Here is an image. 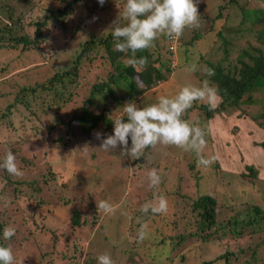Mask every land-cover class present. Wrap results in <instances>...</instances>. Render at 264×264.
Segmentation results:
<instances>
[{"label":"rangeland","instance_id":"374dc122","mask_svg":"<svg viewBox=\"0 0 264 264\" xmlns=\"http://www.w3.org/2000/svg\"><path fill=\"white\" fill-rule=\"evenodd\" d=\"M2 1L11 3V0H0V26L2 22L8 24L16 34H32L35 27L33 20L43 18L44 5L64 3L61 0H20L10 18L9 10ZM195 2L202 26L199 29H186L182 38H189L195 31L207 30L211 23L208 17L212 15L218 0ZM88 11L85 7L76 8L69 20L74 28L70 34H61L60 29L49 24L50 27H46L48 35L42 45L45 53L34 46L8 45L11 40L5 41V46H0V112L10 101L17 99L15 93L23 85L33 84L36 80L46 81L55 71L69 68L72 56L69 49L74 47L72 53L75 54L85 39H92L90 46L97 47V52L88 51L90 58L82 60V66L75 76L76 89L79 84L84 91H88L95 79L106 77L112 67L107 61V48L98 41L101 36L107 37L111 32V29L106 30L113 21L98 7L85 18ZM113 44L112 41L109 43L112 50ZM191 53L195 61L197 58L193 51ZM128 58L125 56L124 60ZM175 59L178 66L169 75V81L167 78V82L157 85L156 98L165 92V86H173L175 81L183 86L198 84L193 73L185 72L188 62L182 50ZM149 96L151 94L144 98L146 103L150 102ZM19 104L11 107V115L7 113L11 121L4 117L0 123V142L12 138L17 165L24 173L19 178L6 177V172L0 169V197L11 201L10 206L5 208L0 199V212L7 222L6 227L16 229L12 248L17 264H69L73 259L76 260L74 264H84L85 261L97 264V257L101 254H109L115 264H133L128 261L126 251L131 252L134 248L133 254L138 258V264H203L205 260H214L225 252L229 254L226 264H264V248L255 244L260 236L258 233L251 237L211 239L209 242L191 237L172 249L170 244L159 242L162 234L157 233L160 223L168 233L181 212L190 214L191 199L198 195L195 190L198 193L208 192L217 202L219 225L214 235L224 230L227 236L229 218L235 207L242 203L258 202L264 207V178H260L264 174V149L255 143L262 139L264 130L246 116L238 115L237 110L228 115L215 114L208 119L203 109L193 110V125L211 128L202 154L207 158L218 157L217 162L209 168H197L196 154L180 150L186 155L173 157L175 164H170L168 175L171 181L166 184L165 178L162 179V186L156 193L167 198L168 213L149 214L148 218L144 215L142 220H137L135 215L154 198V191L149 187L150 170L155 168L156 162L161 164L171 160L169 152L176 150L175 147L161 145L155 150L149 148L144 157L133 161L123 156L119 148L114 152L98 148L100 141L94 133L112 134L114 125L109 129L99 121L89 134L82 136L76 122L72 121L70 124L58 123L47 132V124L55 115L42 117L38 122L32 121L28 119L26 109ZM79 104L78 98L66 101L60 108L59 118L66 119ZM113 109L111 114L118 108ZM98 110L100 107L94 112L98 113ZM5 129L9 131L8 136L3 132ZM6 152V144L1 143L0 160ZM249 163H253L258 170L253 184L241 174L248 171L245 164ZM48 167L54 175L49 173ZM34 178V184L39 189H34L31 194L29 183ZM13 180L20 181L19 192L14 190ZM100 200H107L116 206L115 214L99 213L96 201ZM73 207L81 211V220H86L81 226L71 224ZM190 216V219L194 218ZM139 224H146L149 233L148 239L142 243L136 239ZM130 231L134 240L130 250H127ZM18 241H21L20 244ZM30 255L32 258H29ZM224 261L225 258L221 257L212 264H225Z\"/></svg>","mask_w":264,"mask_h":264},{"label":"trees","instance_id":"16d2710c","mask_svg":"<svg viewBox=\"0 0 264 264\" xmlns=\"http://www.w3.org/2000/svg\"><path fill=\"white\" fill-rule=\"evenodd\" d=\"M19 1L11 0V3L9 1L6 3L2 1L7 6V11L9 10L8 17H13V10L17 7L16 4ZM61 1H64V3H57L55 6L53 4L43 6L44 16L40 20H33L35 27L32 30V34H16L11 26L2 22L0 26V46H5V41L11 40L8 45L34 46L41 53H45L42 45L45 37L48 35L46 27L48 29L50 27L49 24H54L55 27L60 29L61 34L67 35L74 31L69 20L73 17L77 7H85L89 10L85 18L86 16H90L98 7L101 11H104L106 16L109 15L111 20L114 21L119 11H123L126 2V0H106L105 4L101 6L98 0ZM90 3L92 4L89 5ZM208 20L211 23L205 32L195 31L189 38H182L181 36L176 40H170L167 37L161 36L155 42L156 46L154 48L137 53L138 57H147L148 60L147 65L140 69L138 74L134 69L127 66L124 60L126 56L124 53L114 51L109 47L111 41L114 43L111 32L107 34V37L101 36L100 41H97L107 48L109 56L107 61L112 70H108L109 72L106 77L101 78L98 75L100 78L98 80L95 79L88 91H84L79 84L76 89L77 85L74 83L75 76L78 74L77 71H79L78 68L82 66V60L86 57L90 58L87 52L90 50L91 52H97V47L90 46L92 39H85L80 44V50L75 54L72 53L74 52V47L69 49L72 55L69 68L55 71L46 81L36 80L33 84L23 85L20 91L15 93L14 97L17 99L10 101L6 105L5 110L0 112V123L4 117H7L11 121V107H14L16 103H20L19 105L26 109L29 120L38 122L42 117L55 115L52 121H49V124L46 123L47 132L58 123L65 122L66 124H70L72 121L76 122L75 124L82 136L84 133L89 134L90 130L98 125L99 121H102L110 129L113 126L112 120L125 118L123 105L126 102L135 101L139 107L157 102L158 97L156 98L155 96L157 94L156 87L158 84L166 81L167 78L169 81V75L178 66L175 59L176 54H179V51L182 50L188 65L196 63L198 66V70L193 73L198 81L196 86H199L204 79H208L213 85L218 87L222 97V101L215 111H209L203 102L199 104L195 102L183 117L184 119L193 124L192 114L195 109H203L206 119L212 118L215 114L228 115L232 111L237 110L238 115L246 116L247 119H250L264 130V0H218L216 8L212 10V15L208 17ZM124 23L126 22L121 21L122 25ZM58 38L60 39L61 36H58ZM200 43L203 46H200L201 49L199 48ZM192 51L197 58L195 61L191 58ZM208 68L214 69V76L207 77L205 75V71ZM182 87L184 86L175 81L173 86H170V84L165 86L166 90L161 96L173 97ZM149 94H151L148 97L150 102L146 103L144 98ZM72 98H78L80 104L66 119L59 118L61 114L60 108H63L64 103L70 101ZM108 103L113 104V108H118L115 113L111 114V111L114 109L109 107ZM99 107L98 113L94 112V109H98ZM7 113L10 115H7ZM71 131L79 135L74 130L71 129ZM3 132L8 136L9 131L7 129ZM79 137L81 136L79 135ZM57 139L60 138L58 137ZM1 143L6 144L7 151L11 149L14 153L13 146L15 143L12 141V138L10 141L5 140L1 141ZM255 143L261 145L264 149V136L262 139L256 140ZM129 146H131V140H129ZM175 148L176 150L169 152V158L172 157L171 160H165L161 164L155 163V168L160 172L162 179L164 180L165 178L166 184L171 181L168 175L170 174V164H175L173 157L175 155H186V153L180 152L182 149ZM3 159L4 157L0 161L2 162ZM55 160L58 161L59 159ZM245 167L248 171H243L241 174L243 178L245 177L253 184L255 178L258 176V170L253 166V163L245 164ZM4 171L6 172V177H10L7 171ZM48 171L51 175H54L49 167ZM34 181L35 178L29 183V186L32 188L31 194H33L32 191L34 189H39V187L35 186ZM14 183V190L19 192L20 188H18V185H20V181H14ZM194 192L198 195L191 199L190 214L181 212L177 221L169 227L168 233L167 228H163L161 223L159 224L157 233L162 234L159 237L160 243L170 244L172 249L178 247L184 240L191 237H195L199 241L209 242L211 239L239 238L245 235L251 237L258 233L260 236L258 237V242H255V244L258 247L263 246L264 248V207L260 203L244 202L239 207H235V211L231 214L227 224V228L230 226L226 232L227 236L224 230L218 235H214V230L219 225L218 211H216L217 202L208 192L198 193L196 190ZM144 215L140 212L135 215V219L142 220L141 217H144ZM190 215L194 218L190 219ZM145 216L149 217V215ZM70 219L71 224L77 226H81L86 222L85 219L81 220V211L77 207L71 209ZM6 223L0 212V245L12 248L13 239L5 240L3 237ZM179 224H181L180 228H178ZM139 225L141 226V224ZM132 233L130 231L131 237L128 240L129 246L127 250H130L133 245L131 243L134 240ZM20 242L18 241V244ZM12 251L14 253L13 248ZM45 251L47 252V250ZM130 251H126L128 261L138 264L139 260L133 254L135 248ZM253 252H255L254 249ZM227 256L229 254L225 252V254L217 256L214 260L217 261L221 257H224V263L226 264ZM29 258H32V255ZM214 260L208 262L205 260L203 264H212ZM75 262L76 260L73 259L69 264H74ZM15 264H17L16 259ZM84 264L92 263L85 261ZM147 264L150 263L148 262Z\"/></svg>","mask_w":264,"mask_h":264},{"label":"clouds","instance_id":"9594fccd","mask_svg":"<svg viewBox=\"0 0 264 264\" xmlns=\"http://www.w3.org/2000/svg\"><path fill=\"white\" fill-rule=\"evenodd\" d=\"M105 2L106 0H98L101 6ZM200 18L195 0H126L123 11H119L117 18L106 31L111 29L114 51L126 56L130 54L126 64L138 74L140 69L147 65L148 60L147 57H138L137 53L154 48L155 42L161 36L176 40L186 29H199L202 26ZM121 21L126 23L122 25ZM197 70L196 63L185 68V72L189 74ZM205 75L214 76V69H206ZM221 101L218 87L204 79L199 86L185 85L175 96H160L156 103L148 106L139 107L135 101L126 102L123 105L125 118L112 120V134L94 133L100 141L98 148L105 152H114L119 148L123 156L135 161L144 157L149 148L155 150L161 145L175 146L185 152H194L197 156V168H209L218 160L216 156L207 158L202 154L207 144L206 136L210 134L211 128L193 125L183 117L195 102H203L209 111H215ZM0 169L6 170L13 178L24 175L11 149L0 162ZM260 178H264V174ZM148 180L149 187L154 191V198L142 206L141 212L145 215H166L169 211L167 198L156 194L162 183L158 169L150 170ZM0 199L3 200L5 208L10 206V200L3 197ZM96 205L98 212L105 215H114L117 211L116 206L107 200L96 201ZM146 229V224H142L138 229V243L148 239L149 233ZM15 235L14 227L4 228L5 240H11ZM0 264H15L10 246L0 245ZM97 264L115 262L109 254H101L97 257Z\"/></svg>","mask_w":264,"mask_h":264}]
</instances>
